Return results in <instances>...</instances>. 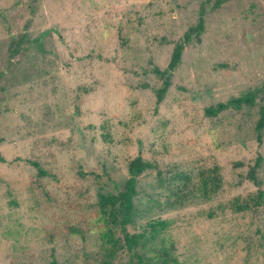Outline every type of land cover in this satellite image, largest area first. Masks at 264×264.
<instances>
[{
    "label": "rangeland",
    "instance_id": "obj_1",
    "mask_svg": "<svg viewBox=\"0 0 264 264\" xmlns=\"http://www.w3.org/2000/svg\"><path fill=\"white\" fill-rule=\"evenodd\" d=\"M250 91L255 107L206 115ZM263 98L264 0H0V264H131L102 231L63 232L124 191L139 156L154 167L128 233L167 221L179 264H264V207L230 210L264 190Z\"/></svg>",
    "mask_w": 264,
    "mask_h": 264
},
{
    "label": "trees",
    "instance_id": "obj_2",
    "mask_svg": "<svg viewBox=\"0 0 264 264\" xmlns=\"http://www.w3.org/2000/svg\"><path fill=\"white\" fill-rule=\"evenodd\" d=\"M205 29L204 20L201 19L196 27L191 28L184 36L183 42L176 45L169 67L171 69L177 68L181 64L182 55L185 46L196 39L201 42V34ZM169 84L158 93V103L160 104L167 92ZM257 104V93L250 91L244 96L233 98L228 102L218 103L216 106H211L206 109V115L210 117H217L220 113L233 108L236 110L242 107H255ZM264 129V98L263 105L260 108V117L256 126L258 138H261V131ZM0 142L3 139L0 138ZM261 159L258 158L254 168L248 174V178L252 180L256 186L260 187L262 182L258 180L256 169L260 166ZM37 168L39 178L48 176L41 165L37 162H31ZM153 165L146 161L141 156L133 159L129 163V178L125 184V190L119 195H102L96 205V209L89 213L81 214L78 224H70L65 230L64 234L69 236L87 237L95 231H102L101 237L106 244V252L110 259L115 258L116 253L127 248L131 254V264H179V260L173 256L171 248L168 247L167 242L163 236L164 231L168 227L167 221H155L147 226V228L140 233L130 234L127 232V226L132 224L135 212L134 198L138 194V179L146 171L153 169ZM216 188L219 185L216 183ZM204 192L209 195V188L204 187ZM264 207V190L258 189L256 193L248 195L246 198L238 197L230 203V210L235 213H243ZM115 223L122 227L124 233V244L116 239L112 230H106L109 224ZM50 243L56 242V236L49 235ZM108 245V247H107Z\"/></svg>",
    "mask_w": 264,
    "mask_h": 264
}]
</instances>
